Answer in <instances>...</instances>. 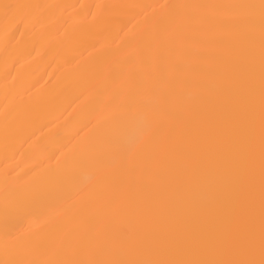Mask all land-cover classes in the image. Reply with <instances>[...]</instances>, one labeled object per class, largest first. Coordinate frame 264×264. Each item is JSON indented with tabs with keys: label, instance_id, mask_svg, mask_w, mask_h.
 Returning <instances> with one entry per match:
<instances>
[{
	"label": "bare ground",
	"instance_id": "bare-ground-1",
	"mask_svg": "<svg viewBox=\"0 0 264 264\" xmlns=\"http://www.w3.org/2000/svg\"><path fill=\"white\" fill-rule=\"evenodd\" d=\"M0 264H264V0H0Z\"/></svg>",
	"mask_w": 264,
	"mask_h": 264
}]
</instances>
